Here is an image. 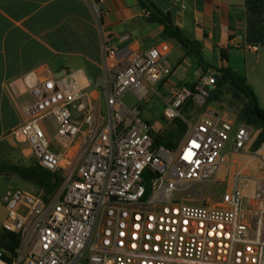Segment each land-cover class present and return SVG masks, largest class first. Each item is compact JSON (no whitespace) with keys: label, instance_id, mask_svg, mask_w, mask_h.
I'll list each match as a JSON object with an SVG mask.
<instances>
[{"label":"built area","instance_id":"1","mask_svg":"<svg viewBox=\"0 0 264 264\" xmlns=\"http://www.w3.org/2000/svg\"><path fill=\"white\" fill-rule=\"evenodd\" d=\"M101 2L90 5L99 23ZM169 52L165 44L145 52L104 44L98 78L70 73L30 87L24 122L12 136L28 144L36 165L58 174L61 149L82 140L87 149L75 178L58 175L62 188L51 196L42 190L2 195V230L19 242L14 253L0 249V264H264V142L250 150L252 126L227 115L209 112L190 122L182 113L206 103L217 81L211 73L193 90L169 88L163 118L188 127L173 148L156 145L139 110L123 100L131 94L146 102L148 89L171 76ZM243 156L249 159L242 165ZM257 160L253 177L248 168ZM226 167L231 175L218 179ZM218 181L228 186L218 204L182 194L200 186L204 196Z\"/></svg>","mask_w":264,"mask_h":264},{"label":"crops","instance_id":"2","mask_svg":"<svg viewBox=\"0 0 264 264\" xmlns=\"http://www.w3.org/2000/svg\"><path fill=\"white\" fill-rule=\"evenodd\" d=\"M150 1L170 14L188 39L201 44L203 59L213 69H228L243 77L264 110V44L246 42L245 0ZM91 2L0 0V159L16 147L12 132L24 122L30 87L46 77L59 78L56 71L62 76L74 73L85 79L98 78L101 74L91 78L88 73L101 70L104 44L133 52L165 44L171 68V76L164 82L166 89L188 87L183 82L194 78L190 71L195 67L197 72L195 61L182 56L180 44L164 35L162 25L147 20L138 0H102L100 23L91 11ZM213 69L208 68L207 74ZM213 113L229 115L237 123L231 114ZM23 151L27 157L30 149Z\"/></svg>","mask_w":264,"mask_h":264},{"label":"rangeland","instance_id":"3","mask_svg":"<svg viewBox=\"0 0 264 264\" xmlns=\"http://www.w3.org/2000/svg\"><path fill=\"white\" fill-rule=\"evenodd\" d=\"M186 57L184 54L182 55ZM191 59V58H190ZM193 60V59H192ZM194 61V60H193ZM239 65V62H238ZM241 65V64H240ZM233 68L234 66L231 65ZM196 68L193 67L190 72L193 73L194 78L189 79L186 82L188 85H193L198 82V80L202 77L200 71H195ZM264 73V69L262 71ZM56 77H60L63 73H58L57 71ZM101 74V70L98 69L97 72H89L88 75L91 78H96ZM262 74V73H261ZM169 90V89H168ZM166 89L165 83L161 82L153 87L148 89L147 94V101L146 102H137L136 99L131 95L127 94L124 96V102L127 103L129 106L136 107L139 110V117L145 123L151 135L155 138L157 136H164L171 140L176 146L182 138L185 136L187 132V124L183 120L167 122L163 118V112L165 109V101L169 98V91ZM262 104V101H261ZM97 109L100 107V104H96ZM99 106V107H98ZM245 107L244 97L238 93L235 88L231 85H226L221 89L216 90L214 93L210 95L207 99L206 103L200 106H192L189 105L185 107L182 111L184 118L186 121H192L206 113L217 111L221 113H228L232 115V119L237 121V123H248V121L243 117V109ZM101 112L104 114V106L103 103L101 104ZM229 116V115H228ZM49 127V136L51 138L52 143L57 146V141L55 138V131H54V124L51 122L48 124ZM253 128V136L248 146L250 150L254 151L257 147L262 144L260 139V131L256 126H252ZM12 139L16 142L15 149H12L9 155L5 154L4 159H0V162L13 164L18 166H31L35 165L36 161L33 156L30 154V151L27 153V157L24 154L23 150L28 149V144L23 143L20 140H17L15 137L12 136ZM3 145H6L7 141L3 142ZM79 150V157L75 159L73 164L69 166L70 160L73 158L75 153ZM87 146L85 141L74 142L70 149L62 150V161L63 167L58 172L60 177L67 171L71 178H75L76 171L78 168L79 161L83 154L86 152ZM262 158L264 159V154H262ZM249 157L243 156L239 157L238 161L240 164H245L248 161ZM226 161L230 164L234 161V156L231 154L226 155ZM260 169V162L254 161L249 165L248 171L250 175L253 177L257 176ZM232 171L230 167L222 168L218 171L217 177L219 178H228L231 175ZM63 180V179H62ZM228 180V179H227ZM220 181V180H219ZM219 181L216 184H212L205 192L204 196H202V189L200 186H196V188L186 187L183 189L182 194L184 196L191 195V200H194L196 203L200 202H209L212 205L218 204L220 200V194L224 192V190L228 187L227 183L220 184ZM62 181L59 184L57 190L62 188L61 186ZM9 190H21L26 191L29 193H37L39 192V188L34 186L31 183L25 182L18 177L14 178H5L4 176H0V198L2 195L9 191ZM56 190V191H57ZM198 196V197H196ZM202 196V197H201ZM6 212L3 206L0 204V233L3 232L2 230V223L5 219Z\"/></svg>","mask_w":264,"mask_h":264},{"label":"trees","instance_id":"4","mask_svg":"<svg viewBox=\"0 0 264 264\" xmlns=\"http://www.w3.org/2000/svg\"><path fill=\"white\" fill-rule=\"evenodd\" d=\"M140 6L147 14V20L150 23L162 25L163 33L166 37L174 39L180 44L184 55L195 61L197 69L201 76H205L208 68L213 67L205 62L201 53V44L197 41L188 39L181 30L172 22L168 13L161 11L150 0H138ZM246 8V25L247 34L246 42L250 45L262 46L264 44V0H245ZM223 59L225 58L222 55ZM215 72L223 75V79H219L215 83L213 93L226 85H231L246 100L243 109V117L248 121V125L256 126L260 131L261 142H264V110L259 107L257 97L253 89L245 83L243 77L234 74L228 69H213ZM196 83L187 85L191 90L194 89ZM156 145H163L167 148H173L174 144L171 140L164 136H157L154 140ZM0 176L18 177L21 180L31 183L38 187L46 196H51L58 189L61 182L58 174H52L38 165L18 166L0 162ZM18 237L15 234L3 231L0 233V249L14 253L18 246Z\"/></svg>","mask_w":264,"mask_h":264},{"label":"water","instance_id":"5","mask_svg":"<svg viewBox=\"0 0 264 264\" xmlns=\"http://www.w3.org/2000/svg\"><path fill=\"white\" fill-rule=\"evenodd\" d=\"M210 73H211V76H212L215 80L223 79V75H220V74L217 73V72L210 71Z\"/></svg>","mask_w":264,"mask_h":264},{"label":"bare ground","instance_id":"6","mask_svg":"<svg viewBox=\"0 0 264 264\" xmlns=\"http://www.w3.org/2000/svg\"><path fill=\"white\" fill-rule=\"evenodd\" d=\"M62 165H63V162H62Z\"/></svg>","mask_w":264,"mask_h":264}]
</instances>
